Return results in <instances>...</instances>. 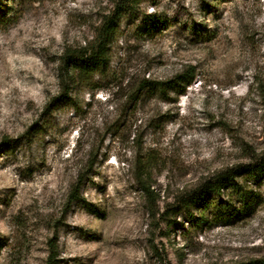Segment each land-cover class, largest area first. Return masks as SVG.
Instances as JSON below:
<instances>
[{"label": "rangeland", "instance_id": "1", "mask_svg": "<svg viewBox=\"0 0 264 264\" xmlns=\"http://www.w3.org/2000/svg\"><path fill=\"white\" fill-rule=\"evenodd\" d=\"M130 3L105 69L71 76L63 53L114 0H0V264L264 258L263 175L235 179L257 204L243 217L185 205L264 156V0ZM182 72L184 92L148 90ZM234 195L217 199L241 212Z\"/></svg>", "mask_w": 264, "mask_h": 264}, {"label": "trees", "instance_id": "2", "mask_svg": "<svg viewBox=\"0 0 264 264\" xmlns=\"http://www.w3.org/2000/svg\"><path fill=\"white\" fill-rule=\"evenodd\" d=\"M131 0H114L115 9L117 10L114 16H107L97 27L93 41L77 50H68L62 55V66L65 67L66 75L73 76V73L94 74L103 71L107 63V44L113 33L117 30L116 21L119 17V12L131 9ZM69 77V76H67ZM192 72H182L176 75L172 80L167 82H156L148 85V90L159 91L164 93L167 89H180L181 92L192 81ZM65 97V96H63ZM66 98V97H65ZM251 175L256 180L264 176V156L255 163L246 164L237 170H224L217 172L209 177L202 186L193 190L188 196L185 205L194 206L197 209H202L204 212L211 211L212 215L226 219L231 215L245 216L248 213H253L257 204L253 200V196L235 183L238 175ZM233 188L235 198L240 206V211L232 208L229 202H222L217 199L220 196L221 189ZM258 201V200H257ZM193 216L190 217V219ZM194 224L202 221L201 218L191 220ZM46 264H55V258L50 254ZM244 264H264V258L253 260Z\"/></svg>", "mask_w": 264, "mask_h": 264}]
</instances>
